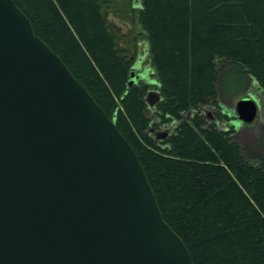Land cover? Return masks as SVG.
<instances>
[{
  "label": "trees",
  "instance_id": "16d2710c",
  "mask_svg": "<svg viewBox=\"0 0 264 264\" xmlns=\"http://www.w3.org/2000/svg\"><path fill=\"white\" fill-rule=\"evenodd\" d=\"M13 1L114 120L193 263L264 264V127L257 141L238 143L223 124V106L250 81L264 95V0ZM120 7L145 36L153 86H129L132 63L112 50L104 13ZM152 90L160 101L151 111ZM204 106L217 124L198 114ZM168 124L173 130L156 141L151 129Z\"/></svg>",
  "mask_w": 264,
  "mask_h": 264
},
{
  "label": "water",
  "instance_id": "95a60500",
  "mask_svg": "<svg viewBox=\"0 0 264 264\" xmlns=\"http://www.w3.org/2000/svg\"><path fill=\"white\" fill-rule=\"evenodd\" d=\"M257 113L246 95L232 125ZM0 264H194L114 120L13 0H0Z\"/></svg>",
  "mask_w": 264,
  "mask_h": 264
},
{
  "label": "rangeland",
  "instance_id": "374dc122",
  "mask_svg": "<svg viewBox=\"0 0 264 264\" xmlns=\"http://www.w3.org/2000/svg\"><path fill=\"white\" fill-rule=\"evenodd\" d=\"M119 9H117V11H113L112 13H104L106 21L105 30L107 35L113 39L112 50L117 54L118 57L125 58L127 60L126 62L129 61L131 56H135V58H137L141 55H145L146 58L144 60V65L148 66L151 70V74L149 76L150 78L157 79L156 71L154 67L151 66V54L149 53V47L147 45L145 36L142 34L139 35L141 29L131 23L133 15H128V13L125 12L126 8L120 7ZM85 55L87 60H89V62L91 61V65L96 71V62L93 60L90 52H85ZM91 73L95 74L93 70H91ZM246 95H251L256 100L258 105L257 119L251 124L234 126L232 125V116L234 114L235 104L238 100L245 97ZM112 99L115 105H118L119 109L123 111V108L119 103V97L113 94ZM223 110L224 113L228 115V118H230L228 123H223L224 128L234 126L235 132L232 137L236 142H253L260 138L262 128L264 127V95L259 89L256 88V86H254L253 81H250L248 88L242 94L237 95L235 99L231 101L229 106H223ZM199 112H205L206 115L209 114L212 118H215V109L210 108L209 106L202 107L199 109ZM150 117H152V115ZM153 123L156 122L153 121ZM155 125L157 126V124ZM166 126H168L167 128H171L172 125L168 124ZM154 129L162 131L161 128L156 129V127H154Z\"/></svg>",
  "mask_w": 264,
  "mask_h": 264
},
{
  "label": "flooded vegetation",
  "instance_id": "af4514ba",
  "mask_svg": "<svg viewBox=\"0 0 264 264\" xmlns=\"http://www.w3.org/2000/svg\"><path fill=\"white\" fill-rule=\"evenodd\" d=\"M140 34H141V32L139 33V35ZM145 58H146L145 55H141V56H139L137 58H135V56H131L129 60L132 63V67L133 66H137V69L135 71L136 74L137 75L143 74V77H140V78L137 79L136 84L144 83V84H148V85L153 86L154 84L148 83V80H147V79L153 80V78H150V76H149L151 74L150 73L151 72L150 68L148 66L144 65ZM204 113H200L199 115H202ZM206 118L208 120H210L207 115H206ZM212 120H214V121H212ZM215 121H216V117L210 120V122L217 124L218 123V120H217V122H215ZM167 127L168 126H166V125H162V126H160L158 128L156 127V129H159V128H161L162 130L163 129H167L168 130V133L173 130V125L171 126V128H167Z\"/></svg>",
  "mask_w": 264,
  "mask_h": 264
},
{
  "label": "bare ground",
  "instance_id": "6f19581e",
  "mask_svg": "<svg viewBox=\"0 0 264 264\" xmlns=\"http://www.w3.org/2000/svg\"><path fill=\"white\" fill-rule=\"evenodd\" d=\"M258 106V105H257ZM211 118V117H210Z\"/></svg>",
  "mask_w": 264,
  "mask_h": 264
}]
</instances>
